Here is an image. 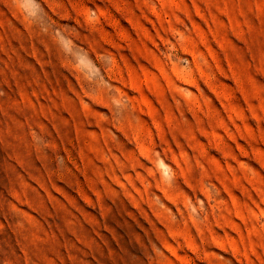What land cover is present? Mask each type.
<instances>
[{
    "label": "rangeland",
    "instance_id": "obj_1",
    "mask_svg": "<svg viewBox=\"0 0 264 264\" xmlns=\"http://www.w3.org/2000/svg\"><path fill=\"white\" fill-rule=\"evenodd\" d=\"M0 264H264V0H0Z\"/></svg>",
    "mask_w": 264,
    "mask_h": 264
}]
</instances>
